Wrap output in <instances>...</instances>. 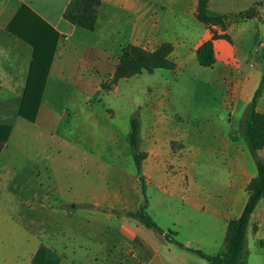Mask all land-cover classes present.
Listing matches in <instances>:
<instances>
[{
    "label": "crops",
    "instance_id": "1",
    "mask_svg": "<svg viewBox=\"0 0 264 264\" xmlns=\"http://www.w3.org/2000/svg\"><path fill=\"white\" fill-rule=\"evenodd\" d=\"M70 2L0 0V249H12L0 252V264H15L19 258L31 264L41 245L55 251L60 264H209L186 250H173L171 236L167 240L155 231L157 239L151 238L145 231L151 229L132 217L108 223L109 208L104 215L94 211L98 223L86 230L87 240L78 239L79 231L70 226L57 225L53 237L47 219H38L46 238L34 246L32 201H39L34 209L39 217L53 212L41 201L48 199L46 184H63L57 163L64 151L77 165L82 161L95 168L100 163L105 173L126 159L133 115L87 107L97 86L90 80L91 67L113 76L124 46L153 52L171 44L176 68L152 74L182 77L170 87L153 86L139 109L147 212L186 247L224 253L229 223L243 213L246 189L258 174L244 118L264 75V0H209V17H231L225 29L197 18L200 0H103L94 31L65 18ZM249 11L254 15L240 18ZM214 35L227 38L214 41L216 63L203 67L197 50ZM23 37L37 45L39 54L53 55L34 122L21 116L35 56V46ZM256 111L264 114V87ZM259 157L264 160V148ZM194 213L203 218L198 221ZM165 216L176 220L172 227L161 222ZM195 223L181 239L182 226ZM256 224L262 233L264 199L249 232ZM74 231L77 240L71 241Z\"/></svg>",
    "mask_w": 264,
    "mask_h": 264
},
{
    "label": "trees",
    "instance_id": "2",
    "mask_svg": "<svg viewBox=\"0 0 264 264\" xmlns=\"http://www.w3.org/2000/svg\"><path fill=\"white\" fill-rule=\"evenodd\" d=\"M208 2L209 0H200L197 18L207 25L219 24L225 29L231 17H209L207 13ZM102 4L103 0H71L65 11V18L76 26L94 31L97 27ZM253 15V11H249L240 18H250ZM220 37L226 36L214 35L211 40L203 43L197 50L198 61L201 66L211 68L215 65L214 41ZM23 38L35 46V56L21 109V116L34 122L41 105L53 55L39 54L37 45L27 37ZM172 51L173 46L171 44H163L153 52L132 44L124 46L111 81L102 83L101 89L96 95L111 92L122 79H130L144 72L152 74L158 69L174 70L176 64L170 57ZM263 87L264 75L244 118V135L257 164L258 174L246 189L248 200L243 213L239 218L229 223L227 246L224 253L208 255L203 250L189 248L177 240H170V234L173 233H165L147 212L148 196L143 176V163L147 155L141 150V119L139 115H134L131 118L128 143L136 172L141 180L143 203L138 210L129 212L128 216L136 219L146 228L156 231L178 247L206 260L209 264H246V258L249 255L247 244L252 216L264 199V160L259 157V152L264 148V114L256 111L257 102L262 94ZM7 131L9 132V129ZM4 140H7V136H5ZM32 263L60 264L61 257L52 249L41 245L34 255Z\"/></svg>",
    "mask_w": 264,
    "mask_h": 264
},
{
    "label": "rangeland",
    "instance_id": "3",
    "mask_svg": "<svg viewBox=\"0 0 264 264\" xmlns=\"http://www.w3.org/2000/svg\"><path fill=\"white\" fill-rule=\"evenodd\" d=\"M109 14L110 13L106 12L102 15L104 20H106ZM91 70L93 72L90 73L93 74V76L90 80H92V84H96L97 86L95 87V92L88 99L87 107L96 113L101 112L104 114L107 112L114 114L113 112H120L127 117L131 115L140 116L139 109L144 105V102L148 98V92H150L153 86L157 84L165 86L168 84V87H170L169 83L172 82L174 78L180 80L182 77L181 74H179V77H176V75H174V77H168L160 73L150 74L144 72L133 78L122 80L109 93L96 95L101 89V82L98 83V81L101 80L102 83H109L113 76L107 74L106 70L101 67H91ZM66 115H71V112H66ZM127 128L129 132V122ZM70 155L71 152L64 151L58 156L57 177L63 184H46L48 187V199L46 201H41L42 204H46L45 207L48 208V210H52L56 215L52 212L48 216L39 217L34 211V209L39 208V201H32L33 214L31 234L32 239L35 241L34 246L46 238V231H44L46 228L38 225V219H47L48 228H51V230L48 229V231L53 237H55V232L62 229L63 226H65V229H68L70 226L79 231L78 239L87 240L86 230L88 227L97 225L98 223V221L93 222L94 211L103 213L102 215H104V209L109 208L111 210L110 217L112 221L108 223L115 225L116 219L119 221L123 217H128L129 212L138 210L143 203L141 180L136 172L134 162L130 160V150L129 152L127 151L125 155L126 159L120 168L111 165L106 169V173L105 168L100 163L95 168L84 165L82 161L77 165L76 159L72 160ZM91 187H93V192H91ZM88 189H90V192H88ZM57 212L63 214L57 215ZM197 214L194 213L193 217H198V221H200L203 215L200 213ZM160 220L171 227L176 222L175 219L172 217L168 218L167 216L160 218ZM57 225L58 227L60 226L59 229L56 228ZM195 225L196 223L192 225H183V229L180 231V238H187L190 234L188 230H191ZM97 227H99V225ZM145 231L149 233L151 238L157 239L158 234L155 231L146 229ZM75 234V231L72 232L73 236L71 237V241L77 240ZM170 236L171 239L179 240L175 235ZM161 238L164 239L163 237ZM172 247L173 250L179 253L182 252L181 250H184L174 244ZM193 247L196 248V246ZM247 249L249 255L246 258V264H264V231L259 234V227L257 224L254 226L252 233L251 231L249 232ZM11 250L10 248L0 249V252L8 254ZM187 255L197 257L194 254ZM8 262L4 260L1 264H7ZM15 264H29V259L25 260L24 258H19L16 260ZM31 264L33 263L31 262Z\"/></svg>",
    "mask_w": 264,
    "mask_h": 264
},
{
    "label": "water",
    "instance_id": "4",
    "mask_svg": "<svg viewBox=\"0 0 264 264\" xmlns=\"http://www.w3.org/2000/svg\"><path fill=\"white\" fill-rule=\"evenodd\" d=\"M108 211V209H106Z\"/></svg>",
    "mask_w": 264,
    "mask_h": 264
}]
</instances>
